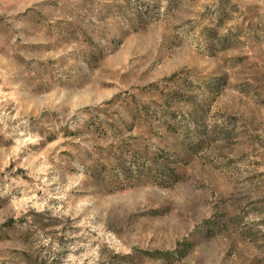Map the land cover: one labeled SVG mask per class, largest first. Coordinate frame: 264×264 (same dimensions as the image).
Segmentation results:
<instances>
[{
  "label": "rangeland",
  "instance_id": "1",
  "mask_svg": "<svg viewBox=\"0 0 264 264\" xmlns=\"http://www.w3.org/2000/svg\"><path fill=\"white\" fill-rule=\"evenodd\" d=\"M0 264H264V0H0Z\"/></svg>",
  "mask_w": 264,
  "mask_h": 264
}]
</instances>
